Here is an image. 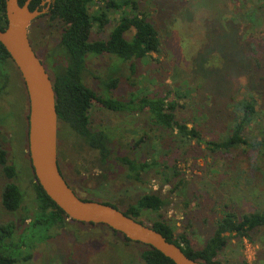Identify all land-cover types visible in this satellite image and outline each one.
Instances as JSON below:
<instances>
[{
    "label": "rangeland",
    "instance_id": "obj_1",
    "mask_svg": "<svg viewBox=\"0 0 264 264\" xmlns=\"http://www.w3.org/2000/svg\"><path fill=\"white\" fill-rule=\"evenodd\" d=\"M95 1L90 7L91 11L105 7L106 0ZM132 1L157 29L160 52L152 53L143 60H134L133 72L127 64L121 65L107 56L92 58L87 65L90 74L85 78L88 86L101 90L99 80L93 75L103 78L111 73L113 65H117L123 74L118 86L111 91L113 97L126 99L130 94L158 93L167 95L169 99H177L179 104L187 102L191 107L196 106L206 112L207 117L211 116L212 98L207 97V87H201L203 78L205 74L208 79L213 72H225L229 73L231 81H235L239 75L234 78L231 73L244 74V70L235 69L239 62L236 51H243L244 61L247 49L243 46L245 42L251 39L264 44V0ZM107 11L109 23L102 33L97 34L93 29L92 39H106L123 12L122 9L113 8ZM124 11L129 13L130 8L125 7ZM46 14L31 23L30 38L51 76L52 64L55 62L53 58H60L57 44L61 24L48 20ZM130 35L127 34L128 37ZM236 35L240 37L238 41ZM221 55L227 60V65H223ZM244 68L250 76L252 71L249 64L244 65ZM8 71L7 81L3 82L5 85L0 90V145L5 150L7 164L15 166L16 177L8 181L19 186L23 192V201L21 208L14 213L3 209L1 192L7 179L0 167V222L11 221L14 224V240H21L23 244L21 254L30 255L29 259H20L15 264H145L140 256L145 248L143 244L125 242L120 233H115L105 225L81 223L66 218L61 228L54 227L46 231L47 237L44 239L38 230L30 231L26 228L29 219L22 222V218L24 215L31 217L35 208L33 189L29 184L31 174L26 149L28 101L16 67L9 64ZM248 79L250 84L256 82L253 77ZM175 88L182 95H188L185 88L191 90L189 96L177 98ZM237 89L236 92L231 90L230 95L233 93L236 99L249 97L250 91ZM255 100L257 107L259 103L264 107L258 95H255ZM193 114V108H178V115L182 118L192 119ZM88 115L92 128H102L108 134L113 155L127 154L137 161L151 162L156 159L158 164L152 166L140 183L123 180L114 157L110 161L114 169L110 172L103 173L101 168L88 165L91 172L78 173L77 164L82 160L86 162L90 155L86 156L85 152L71 160L70 140L66 141L62 137L58 139L60 164L67 181L78 195L99 202H110L125 209L142 194L159 192L168 199V204L158 212L142 211L138 220L147 226L154 221L165 220L173 227L175 235L186 233L193 248L204 246L214 230L215 221L223 212L232 211L241 215L264 207V177L262 173L253 170L256 164L262 166L260 160L244 153L234 157L211 152L202 157H197L199 153L181 156L172 154V158L165 157V160L171 165L176 156L177 169L183 178L181 185L172 192L173 182H164L157 173L162 168L159 165L162 161L159 153L154 150L158 142L153 139L158 133L148 131L149 140L138 148L130 149L143 131L149 129L145 115L112 112L99 105H93ZM210 118L199 126L204 132L220 128ZM159 135L163 140L157 147H169L171 141L168 132L163 131ZM248 177L252 179L250 186L246 184ZM3 248L7 254L15 255L17 252L12 245ZM216 259L223 264H243L244 261L248 264H264V228L250 232L249 238L229 237Z\"/></svg>",
    "mask_w": 264,
    "mask_h": 264
},
{
    "label": "trees",
    "instance_id": "obj_2",
    "mask_svg": "<svg viewBox=\"0 0 264 264\" xmlns=\"http://www.w3.org/2000/svg\"><path fill=\"white\" fill-rule=\"evenodd\" d=\"M24 1L18 0L19 4L24 3ZM41 1L31 0L29 8L38 7L40 9ZM95 2V0H54L46 14L48 20L61 24L57 44V54L60 58L58 57V60L53 58L55 62L51 68L58 120L57 139L64 137L66 141L70 140L71 160L85 152L86 156L90 155V159L86 162L82 160L80 164H77V172L82 174L91 172L88 165L101 168L103 173L110 172L114 169L110 163L114 157L118 162L116 167L120 168L119 172L122 179L140 183L143 181L142 177L150 171L152 166L158 164L156 159H152L151 162L137 161L127 154L113 155L109 146L108 134L102 128L90 126L89 109L93 105H99L112 112L135 113L146 116L149 129L146 132L143 131L130 149L138 148L149 140L148 131L158 133L153 139L158 142L155 143L154 150L159 153L158 156L162 160L159 165L162 168L157 173L162 176L164 182H173L172 192L181 185L183 179L181 172L177 169L175 160L178 159L176 156L171 165L165 160V157L172 158V154L181 156L180 154L199 153L197 157H202L211 152L234 157L244 153L262 162V166L256 164L253 170L262 173L264 177V107L260 103L257 107L255 100V95H258L264 104V73L262 72V70L264 71V49L262 50L264 44H258L251 39L245 42L243 46L247 49L244 61H242L243 51H236L240 63L238 62L235 69L244 70V74L231 73L234 78L239 75L237 79H234L235 81H231L230 75L228 76L229 73L225 72H213L211 73L212 77L208 79L206 78L208 77L207 74H205L206 77L203 78L201 87L205 86V89L207 87V97L212 98L213 112L210 111V114L213 117H207L206 112L196 106L191 107L187 102L179 104L177 99H169L167 95L158 93L130 94L126 99L115 98L111 91L118 86L123 74L121 67L113 65L111 73L103 78L99 75H93L99 80L98 86L101 90L97 91L86 83L85 78L90 74L87 66L88 61L92 58L107 56L121 63V65L127 64L129 70L133 72L134 60H143L152 53L160 52V40L157 29L147 19L146 14L139 11L134 1L121 0L120 3H117L114 0H106L105 7H98L91 11L90 7ZM125 7L130 8L129 13L124 11ZM109 8L122 9L123 12L106 39H100V37L92 39L93 29L96 30L97 34L102 33L109 23L107 13ZM5 26V0H0V29ZM127 34L131 35L128 37ZM239 38L237 36V41ZM221 56L222 61H224L223 65H227V60L224 59L223 55ZM9 64L14 65L0 43V90L5 85L3 82L7 81ZM248 64L252 71L250 76L244 68V65ZM249 77L256 79V82L250 84ZM237 88L254 93L249 92V97L236 99L233 93L230 95V91L236 92L238 91ZM190 90V88H185L188 95H182L179 93V89L175 88V93L177 98L187 97ZM179 107L193 108L195 110L193 118L179 116ZM208 118L220 128L218 130L212 128L210 132H204L203 129L199 128ZM163 131L168 132L171 141L167 148L157 147L159 142L163 140V137L159 135ZM207 135H209L208 138H206ZM201 145L204 147L201 148ZM58 158L60 159L59 151ZM0 167L7 179L1 192L2 207L6 212L14 213L21 208L23 192L18 185L8 181L16 177V171L14 165L7 164L5 150L2 149L1 145ZM28 170L31 174L29 184L33 189L35 208L31 217L24 215L22 222L29 219L26 228L30 231L38 230L40 234L42 233L41 238L44 239L47 237L46 231L54 227L61 228L67 217L36 181L30 161ZM243 172L245 173L244 170ZM251 180L248 177L246 184L250 186ZM76 195L81 199L91 200ZM103 203L112 205L121 210L123 214L138 220L144 210L153 212L162 210L168 204V199L159 192H150L142 194L125 209H120L116 204L110 202ZM149 227L162 234L167 241L177 245L187 257L206 264H223L216 259V256L225 247L229 237L249 238L250 232L264 228V207L241 215L232 211L223 212L222 216L215 221L212 234L206 239L204 246L200 248L191 246L186 233L182 232L175 235L173 227L165 220L154 221ZM225 233L227 234L225 235ZM121 237L125 242H132L123 235ZM14 239V224L11 221L0 222V264H15L20 259L27 260L30 258L28 253L26 255L21 254L20 248L23 245L20 243L21 240ZM9 245L17 250L15 255L5 253L3 247ZM144 246L140 256L145 264H174L159 251L150 246ZM243 264L248 263L244 261Z\"/></svg>",
    "mask_w": 264,
    "mask_h": 264
},
{
    "label": "water",
    "instance_id": "obj_3",
    "mask_svg": "<svg viewBox=\"0 0 264 264\" xmlns=\"http://www.w3.org/2000/svg\"><path fill=\"white\" fill-rule=\"evenodd\" d=\"M30 1L19 4L18 0H5L6 26L0 29V43L25 88L28 101L26 149L38 184L69 220L105 225L132 242L152 247L174 264H206L187 257L162 234L112 205L79 198L68 185L58 166V120L52 79L29 41L31 23L47 12L54 0H42L41 9H30Z\"/></svg>",
    "mask_w": 264,
    "mask_h": 264
},
{
    "label": "flooded vegetation",
    "instance_id": "obj_4",
    "mask_svg": "<svg viewBox=\"0 0 264 264\" xmlns=\"http://www.w3.org/2000/svg\"><path fill=\"white\" fill-rule=\"evenodd\" d=\"M39 7H40V9L41 8H43L44 6H42L41 4H39ZM48 11H49V8H48V10H47V12L46 13H48ZM31 26V25H30ZM29 41H30V44H31V46H32V48H33V50H34V52L37 54V52L35 51V48H34V45H33V42H32V40H31V38H30V27H29ZM37 56H38V58H39V55L37 54ZM40 59V58H39ZM41 61H42V59H40ZM43 62V61H42ZM58 166H59V169H60V171H61V173H62V175H63V177H64V179L66 180V182L68 183V185L71 187V189L77 194V191L75 190V188L73 187V185L72 184H70L68 181H67V179H66V177H65V174L63 173V170H62V167H61V164H60V159L58 158Z\"/></svg>",
    "mask_w": 264,
    "mask_h": 264
}]
</instances>
